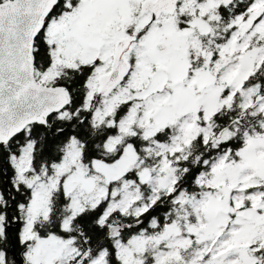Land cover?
<instances>
[{
    "label": "snow or ice",
    "instance_id": "snow-or-ice-1",
    "mask_svg": "<svg viewBox=\"0 0 264 264\" xmlns=\"http://www.w3.org/2000/svg\"><path fill=\"white\" fill-rule=\"evenodd\" d=\"M0 264H264V0H0Z\"/></svg>",
    "mask_w": 264,
    "mask_h": 264
}]
</instances>
